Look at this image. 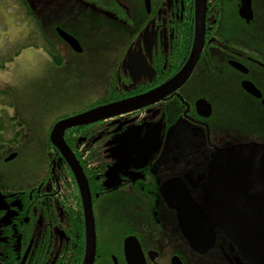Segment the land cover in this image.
I'll use <instances>...</instances> for the list:
<instances>
[{"label": "flooded vegetation", "instance_id": "af4514ba", "mask_svg": "<svg viewBox=\"0 0 264 264\" xmlns=\"http://www.w3.org/2000/svg\"><path fill=\"white\" fill-rule=\"evenodd\" d=\"M56 3L58 18L45 23L31 11L27 19L48 35L40 47L49 81L70 112L45 131L37 121L24 155L8 148L0 155V264H84L82 186L92 196L94 264H129V237L138 240L145 264H251L206 213L205 200L221 151L264 145V0H252L251 19L242 0H206L203 34L198 0ZM194 57L171 92L66 129L69 158L52 142L58 121L151 93ZM196 210L211 233L206 243L197 244L188 227H201Z\"/></svg>", "mask_w": 264, "mask_h": 264}, {"label": "water", "instance_id": "95a60500", "mask_svg": "<svg viewBox=\"0 0 264 264\" xmlns=\"http://www.w3.org/2000/svg\"><path fill=\"white\" fill-rule=\"evenodd\" d=\"M198 33L204 31L206 0H198ZM242 14L253 17L252 0H242ZM60 34L77 50L81 51L78 41L59 29ZM198 36V35H197ZM203 39V38H202ZM198 41V37H197ZM195 57L188 63V68L179 73L162 87L139 97L112 102L90 109L84 113L58 121L51 132L52 142L69 158L68 147L64 140L66 129L91 123L119 112L146 105L178 87L189 75ZM17 153H11L6 161L15 159ZM216 160L214 171L209 179L205 200V211L216 220L222 231L238 246L251 264H264V145H237L221 151ZM85 179L83 173H81ZM86 218V257L84 264H94L97 248L95 216L92 196L88 186H82ZM201 227L191 229L194 241L207 242L211 238L209 227L201 211H195ZM189 221V220H188ZM125 252L129 264H145L141 246L134 237L125 240ZM179 260V259H177ZM176 264H182L178 261Z\"/></svg>", "mask_w": 264, "mask_h": 264}, {"label": "rangeland", "instance_id": "374dc122", "mask_svg": "<svg viewBox=\"0 0 264 264\" xmlns=\"http://www.w3.org/2000/svg\"><path fill=\"white\" fill-rule=\"evenodd\" d=\"M57 0H30L34 11L42 15V20L48 23L50 19L58 18L59 11L56 9L59 4ZM52 17V18H51ZM28 23L26 10L21 5L20 0H0V44L4 55L14 52L18 48L17 44L24 43L28 38H35L37 42L42 43L39 38L33 20ZM50 61L48 55L39 46H29L22 50V53L15 57L13 62L6 63V69L0 68V81L10 80L16 85V89L20 92L24 91L23 95L26 97L33 96V98L20 99L22 102L19 106V121L21 123L20 130L25 131L24 136L20 137V143L15 146L21 149L18 151L20 156L24 155L26 140L31 137L29 135L32 131H38V123L40 122L44 127V131L48 129L49 125L59 116L70 112L66 109L64 103L66 99H60L53 95L55 91L53 83L51 84L52 74L49 71ZM51 76V78H50ZM6 84L0 83V86ZM55 96V97H54ZM54 103V104H53ZM14 110H10L12 113ZM13 114V113H12ZM38 116H42L39 120ZM36 124V125H35ZM24 138V141H22ZM35 153L34 150L29 151V155ZM6 150L0 152V155H5ZM34 164V160L31 161ZM100 240V232H99Z\"/></svg>", "mask_w": 264, "mask_h": 264}, {"label": "trees", "instance_id": "16d2710c", "mask_svg": "<svg viewBox=\"0 0 264 264\" xmlns=\"http://www.w3.org/2000/svg\"><path fill=\"white\" fill-rule=\"evenodd\" d=\"M21 5L24 6L27 16L32 17V12L34 11L30 0H20ZM32 11V12H31ZM37 27V33L39 38L42 40V43L34 40L37 37L28 38L27 41L17 44L18 48L14 49L13 53L4 55L1 50L0 44V68L6 69V63L13 62L15 57L19 56L22 53V50L29 46H41V44L47 43L48 35L44 34L43 31ZM40 30V31H39ZM39 31V32H38ZM38 39V38H37ZM24 91L20 92L19 89H16V85H3L0 86V152L4 151L7 148L11 152L13 150H20L17 148L15 144H18L19 139L21 137L20 127L21 123L19 121V117L17 114L19 113V106L22 102L19 100L24 98H33V96L26 97L23 95ZM10 110H14L12 113ZM4 156V155H2Z\"/></svg>", "mask_w": 264, "mask_h": 264}, {"label": "clouds", "instance_id": "9594fccd", "mask_svg": "<svg viewBox=\"0 0 264 264\" xmlns=\"http://www.w3.org/2000/svg\"><path fill=\"white\" fill-rule=\"evenodd\" d=\"M0 83H3V84H13L14 82L13 81H10V80H5V81H0Z\"/></svg>", "mask_w": 264, "mask_h": 264}]
</instances>
